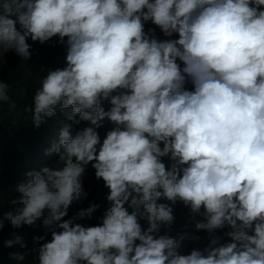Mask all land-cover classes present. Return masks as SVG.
Segmentation results:
<instances>
[{"label": "clouds", "instance_id": "1", "mask_svg": "<svg viewBox=\"0 0 264 264\" xmlns=\"http://www.w3.org/2000/svg\"><path fill=\"white\" fill-rule=\"evenodd\" d=\"M35 44L61 47L63 66L40 77L25 119L64 120L54 159L24 173L6 210L0 192V233H37L30 249L3 242L25 249L11 260L264 264V0H0V125L16 107L5 57L29 62ZM178 205L191 231L173 236Z\"/></svg>", "mask_w": 264, "mask_h": 264}, {"label": "trees", "instance_id": "2", "mask_svg": "<svg viewBox=\"0 0 264 264\" xmlns=\"http://www.w3.org/2000/svg\"><path fill=\"white\" fill-rule=\"evenodd\" d=\"M33 47L34 54L29 62L18 60V57L13 53H8L5 57L6 65L2 74V78L11 85L9 95L16 103V107L11 110H9V105L4 106L2 125H0V192L3 193L5 199V210L12 189L24 178V173L27 170L38 169L54 159V156H45L44 152L56 139L58 121L64 120L63 115L58 111L55 117L50 118L47 124L37 130L33 129L30 118L25 119L27 114L24 112V107L31 103L35 88L39 87L40 77L45 74L46 69L63 66L64 52L61 47L39 44H35ZM13 120L16 122L13 123ZM105 130H100L102 137ZM85 188L90 191V200L95 199L99 203H104L103 195L106 190L98 187V182L94 180L91 169L85 179ZM96 215L98 216L100 213L98 212ZM176 216V224L171 235L176 236L182 231H191L187 209L178 205ZM95 222V219L90 221V223ZM35 234L37 233L27 226L19 230H13L10 226H6L0 233V264H17L16 261L10 259L9 253L25 251L20 248L19 244H15L12 248L4 247V241L14 239L16 235H19L23 237L30 249L32 237ZM200 235L204 236L205 234L200 233ZM206 242L203 241L198 246L203 247ZM185 244L188 245V248L197 246L188 241H185ZM188 248L184 251H187ZM31 261L32 257L30 256L28 264H31Z\"/></svg>", "mask_w": 264, "mask_h": 264}]
</instances>
